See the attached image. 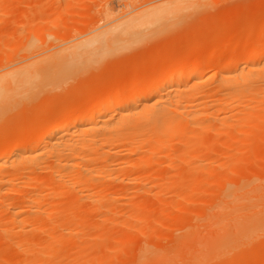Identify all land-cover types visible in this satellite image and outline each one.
<instances>
[{
    "label": "bare ground",
    "instance_id": "bare-ground-1",
    "mask_svg": "<svg viewBox=\"0 0 264 264\" xmlns=\"http://www.w3.org/2000/svg\"><path fill=\"white\" fill-rule=\"evenodd\" d=\"M120 2L122 1L120 0ZM152 2L154 3V1ZM203 3V0H163L160 3L156 1L154 4H146L145 7L142 5L143 9L137 8L124 16L123 12H120L122 13L120 15L119 13L115 14L116 11L100 9L102 12L99 21L103 22L99 23L100 26L97 24L95 30L93 27L89 29L90 31L93 29L90 33L74 36V41H65L61 45H56L53 51L50 49L52 52L43 50L33 54L36 46L31 45L30 40L21 44L22 38L18 36L16 42L20 40V51L23 52V55L20 56L21 52L19 53L20 60L19 56L15 55L19 61L14 62L12 66H9V63L8 66L0 67V117L6 108L24 101L34 91L55 85L63 74L79 71L85 62L100 59L120 49H126L136 41L146 38L153 31L174 26L181 16L196 10ZM119 5V9L122 11L121 3ZM128 6H131L128 7L130 10L134 7L133 4ZM65 7L67 8V6ZM114 7L113 9H115ZM4 9L6 10V7ZM65 9L63 11H67ZM247 46H249L248 49L246 46L243 47V51L247 52L239 63L238 59L236 61L238 55L236 58L233 57L235 63L229 62L230 58L223 62L219 60L222 69L211 73L210 76L208 75L209 71L217 58L214 54L209 56L207 65L206 63L205 65L194 64L190 58L185 56L176 60L171 58L173 63L177 62L176 68H169V65L173 63H168L169 65L166 63L168 67L165 68L164 62L162 67L165 69L160 66L159 69L163 70H159L161 72L159 76L133 80L129 84L130 87L128 86L123 92L120 90L121 88H117L119 85L110 87L103 99L91 98L83 109L67 113L64 118L55 120L49 127L43 126L40 130L32 132L30 137H24V140L18 139L9 150L1 148L0 240L1 238L6 239L9 249L3 252V256L0 255V263L3 261L5 264H47V260L49 261L56 251L64 249V239L82 231L81 225L71 227L69 224L75 219L73 217H77L78 220H80L79 218H89L87 213L91 212L88 211L87 204L94 205L93 211L108 208L105 206L106 197L100 191H93L98 187L93 186L96 185V180H107L110 187L120 185L116 187L118 191L115 190L113 201L114 203L121 201L126 203L131 190L144 191L146 183L151 182L148 174H146L147 176L143 175L145 172L142 171V167L148 163H156V154L160 155L158 153H161L166 156L163 162L166 167H171L176 160L186 165L192 159L195 151L204 147L203 145L198 146L202 144V141H199L202 131L214 130L216 132L215 126L219 125L220 128H225L231 125L232 120L238 126H247L252 120L256 122L254 114L258 111L254 109L239 116L225 114L220 116L217 113L220 109L248 105V108H251L250 104H254V102L255 106L264 104V42L262 44L252 43L251 46L249 44ZM9 48L11 49V47ZM10 49L7 47L6 51L4 50L1 56L2 60L5 59L3 54L7 55L8 53L5 52ZM11 51L9 52L10 56ZM235 52L234 49L229 51L231 55L233 53V56L238 54H234ZM212 72L214 71L212 70ZM212 74L217 75L218 85L216 86L225 93L220 90L224 94L221 99L202 101L201 97L204 92L200 88V83L205 80L202 78L206 75H208L207 79L212 78ZM248 95L251 96L245 99L244 97ZM259 98L263 99V102L258 100ZM255 117H257L258 123L264 122V115L259 117L257 113ZM205 118H209L208 123L204 122ZM252 128L253 126L247 127L243 131L244 139L251 137L253 133L255 135L259 130L256 126L255 132H252ZM217 132L222 131L217 130ZM207 140L209 141L208 137ZM176 141L184 147V151L174 156L172 144ZM206 145L208 142L205 147H207ZM182 150L183 148L180 149V151ZM121 151L126 152L125 155L130 154V156L124 155L126 158H121ZM192 161L194 159L190 162L193 163ZM192 167L196 169L195 166ZM192 167L191 169H193ZM208 168L204 169L208 171ZM34 170L40 174L44 173L47 178L45 180L41 178L38 183L33 182L35 179L30 182L27 178H31L29 172ZM127 170L128 175L125 174L124 179H119V181L117 176L114 177L116 171L127 172ZM137 170L141 171L142 176H139L140 173L134 174V171L138 172ZM198 171L196 172L199 175L200 171ZM196 172L194 173L193 170L192 174H196ZM198 175L196 176L198 177ZM195 179L191 178V182L189 181L187 184L188 193L184 199H188L191 192L198 188H195L199 185ZM204 181L199 182L203 183ZM253 181L251 178H246L242 182L232 184L233 186L229 185L228 189L219 193L217 203L209 214V222L203 224L205 228L203 233L201 232L203 225L200 232L195 231L197 227L188 229L179 238L177 245H173L176 247H172L174 249L171 248L168 252L161 251V249L156 252H148L142 249L135 259V264H180V249L185 251L188 257L186 258L191 264H207L206 262L211 258L223 255L238 244L250 243L249 241L260 233H264V185L260 186ZM160 182L159 180L155 183L156 188L162 187ZM177 182L180 184V181L177 180L175 183ZM70 190L75 192L74 195L77 194L78 202L74 197L76 203L81 201L87 204H84L81 210L78 209L80 211L78 213L77 208L70 204L74 201H70L69 205L75 209L77 214L70 213L68 217L66 215V225L65 223L62 225L57 220L61 213L60 203L57 204V201L54 203V199H50L52 196L53 198L63 197L65 192L68 194L67 192ZM185 201L187 200L185 199ZM66 204L69 207L68 202ZM109 208L107 210L112 212V216L115 212L117 213V210H120L118 207ZM134 210L136 209L134 208ZM119 214H116L118 220ZM143 215L141 218L144 217ZM133 216L141 219L140 213L135 212ZM60 217L59 220H62V215ZM106 219L110 218L106 217ZM103 221L102 223L106 220ZM91 222L93 223V221ZM94 223L97 224V222ZM102 223L98 224L97 228L102 226ZM83 225L85 227V224ZM63 226L60 233L57 228ZM129 232L126 233L129 234ZM16 236L17 240H15ZM126 237L127 235L124 234L123 240ZM83 243L78 248L83 247ZM84 246L81 251L87 248L86 245ZM14 251L17 252V255Z\"/></svg>",
    "mask_w": 264,
    "mask_h": 264
},
{
    "label": "rangeland",
    "instance_id": "rangeland-1",
    "mask_svg": "<svg viewBox=\"0 0 264 264\" xmlns=\"http://www.w3.org/2000/svg\"><path fill=\"white\" fill-rule=\"evenodd\" d=\"M63 1L66 0L0 1L2 3H0V67L8 66L9 63V66H12L23 55V52L20 51V40L16 42L18 36L22 38L21 44L30 40V44L36 46L33 54L43 50L49 51L51 49L53 51L56 45H61L65 41H74V36L90 33L93 31V29L90 31V28L93 27L95 30L97 24L100 26L103 23L99 21L101 10L116 11L115 14L119 13L120 15H122L120 12H123L124 16L137 8L143 9L142 5L145 7L148 3L154 4L156 1L157 3H160V1L163 2V0H121L122 2L120 0H67L65 3ZM203 1L204 3L197 7L196 10L181 16L174 26L153 31L146 38L136 41L126 49H120L100 59L85 62L81 70L63 74L58 78L55 85H49L46 88L36 90L29 94L24 101L6 108L0 117V149L4 147L5 150H9L18 139L21 138L24 140L26 137H30L29 135L32 132L40 130L43 126L49 127L55 120L64 118L67 113L83 109L91 98L103 99L110 87L119 85L117 88H121L120 90L123 92L128 86L130 87L129 84L133 80L159 76L161 73L159 70H163L159 68L164 65V62L165 68L168 67L166 63H173L171 58L176 60L185 56L190 58L194 64L202 63L205 65L206 63L207 65L209 56L214 54L217 58L213 67L210 69L211 71H209L208 75L210 76L211 73L218 72L222 69V64L219 60L223 62L224 60L228 61L227 59L230 58L229 62L235 63V58L238 55L236 61L238 59L237 62L239 63L247 52L243 51L244 46L248 49V44L251 46L252 43L262 44L264 42V0ZM126 2L133 4L134 7L132 6V10L128 8L131 6H128L129 4ZM120 3L121 7H123V9L121 8L122 11L119 9ZM123 3L125 4L122 6ZM5 7L6 10L4 9ZM63 8H66L65 10L67 11H63ZM125 9L129 10L126 11ZM16 43L18 44L16 45ZM7 47L8 49L11 47V49L5 52L8 53L7 55L3 54V56L5 55V59L3 58L4 60H2V53H4V50L6 51ZM233 49L234 52L237 50L234 54H238L233 56L232 53L231 55L229 51ZM10 51L11 56L9 55ZM15 55L17 57L19 56V60ZM7 56L9 57L7 58ZM15 59L17 60L15 61ZM176 63L168 64L169 68H176ZM208 75L206 76L208 77ZM206 76L202 78L203 80L205 78V80L200 83V88L204 92L201 100L211 101L212 99H221L225 92L216 86L218 85L217 75L212 74V78L215 79H207ZM250 96L248 95L244 98L246 99ZM262 100L260 101L263 102L264 100ZM252 104H250L251 108H248V105L246 107L220 109L217 113L220 116H223V114L239 116L244 112L246 113L254 109L258 111L259 117L264 115L263 103H261V106L258 104V106H255V102ZM256 114H254L256 122L252 120L247 126H238L232 120L231 125L225 128H220L219 125L215 126L216 129H214L216 132L214 130H211L212 132L208 130L205 132L202 131L203 133H201V139L199 140L200 142L202 141V144L198 146L203 145L205 147L207 142L210 146L206 145L207 147H200V150L195 151L192 156V159H194L192 162L194 164L190 162L192 159L186 165L176 160L173 164L174 166H171V169V167H166L163 163L166 156L164 154L161 155V153H158L160 155L156 154V158L154 157L157 160V162L155 161L156 163H148L146 166L142 164L144 168L140 165L142 171L145 172L142 174H148L151 182L148 181L146 183L143 188L144 191L141 190L143 193L140 190H131V193L129 192V200L127 199L126 203H124L125 201H121L120 203H114L113 201V194L116 189L118 191L116 187L120 185L110 187L107 180H96V185L93 186L98 187L93 189V191H100L106 197L105 206L108 208L118 207L120 209L113 216L112 212L107 210L108 208L106 209L107 211L103 210V208L98 211H93V204H87L81 201L76 203L74 197L77 200V194L74 195L75 192L71 190L67 192L68 194L65 192L63 197H57L58 199L52 196L50 200L54 199V203L56 201L57 204L60 203L61 213L57 220L62 225L65 223L66 215L67 217L70 213H75L73 215H76L77 212H80L78 209L81 210L84 204L88 205V211L91 213H87V217L89 218H79L80 220L77 217H73L75 218L74 220L72 218L73 225L72 223L69 225L73 227L79 224L83 228L82 231L74 236L67 237L69 239H64V249L62 248L56 251L54 256L49 261L47 260V264H66V261L68 264L69 260H71L70 264H135V259L142 249L148 252H156L160 249L161 251L168 252L172 247H176L173 245H177L179 238L188 229L190 230L192 227L195 229L197 227L195 231L200 232L202 225L209 222V214L217 203V197L222 190H226L230 187L229 185L233 186L232 184L242 182L246 178L253 179V182L258 185L260 184V186L264 185V122L262 124L258 123L256 119L258 116L255 117ZM204 122L208 123L209 118H205ZM251 126H253L252 132H255L256 126L259 130H257L255 135L253 133L251 137H247L246 140L244 139L243 131ZM217 130H221L222 132H217ZM177 143L176 141L172 144V153L174 156L184 151V147ZM179 147L180 149L183 148V150L180 151ZM206 148L208 149L206 150ZM198 152L199 154H197ZM124 153L126 152H120L121 158L124 157ZM128 155L130 156V154L125 156ZM187 164L189 165L187 166ZM200 165L202 167H199ZM203 165L204 168L209 167L207 169L208 171L203 168ZM140 166L139 168L141 170ZM192 166H195L196 169ZM140 170H137L138 172L136 173L134 171V174L138 175L140 173V176ZM193 170L194 173L199 170L201 172L198 171L200 176L197 172L196 174H192ZM127 173L128 170L127 172L116 171L114 177L117 176V179L121 180L122 178L124 179ZM43 174L35 170L30 171L29 176L31 178L27 179L30 182L35 179L33 182L38 183L41 178H44L43 180L47 178ZM182 174L183 176H181ZM191 178H196L195 180H197L199 185L195 187H198L196 190L191 192L188 199L185 198L187 200L185 201L184 197L188 193L187 184H189V181L191 182ZM159 180L162 183V187L156 188L155 183L159 182ZM177 180L180 181V184H178L179 182L175 183ZM199 181L204 182L200 183ZM167 183H171L172 185ZM154 192L158 194L156 195ZM122 199L124 200L125 198ZM70 201H74L70 204L74 208H77V212L69 205ZM67 202L69 207L66 206ZM94 210L96 209L94 208ZM135 212L140 213V218L143 214L144 217L141 219L134 218L133 215ZM118 213H120L118 215L119 220L116 215ZM61 215L63 218L59 220V218L61 219ZM106 217L110 219L107 220ZM112 217L116 218H113V220ZM111 219L112 221H110ZM122 219L123 221H121ZM99 221L100 223L102 221L104 223H102V226H98V228L100 227L98 229L97 225H101ZM94 222H97V224ZM111 222L117 223L112 224ZM125 222L127 223L124 225ZM83 224H85V227ZM63 228L64 226L61 228L58 227L57 230L61 233ZM204 229L203 225L202 233ZM129 231L133 232L130 233ZM126 232H129L131 235L128 236L129 234ZM124 234L127 237L123 240ZM95 235L99 237L96 236V238ZM17 239L16 236L15 240ZM1 240L0 255L9 249L8 241L4 238H1ZM90 242H93L92 245H90ZM249 242L246 244H238L235 248H230L223 255L211 258L206 263L264 264V233H260ZM82 243L83 247L78 248ZM87 244L89 245L87 246ZM84 245L87 248L81 251L82 248L84 249ZM244 245L250 246L247 247ZM181 251L182 253H180ZM14 253L16 254L17 252L14 251ZM183 253L185 251L180 249V264H191L187 260V254ZM0 264L5 263L2 261Z\"/></svg>",
    "mask_w": 264,
    "mask_h": 264
}]
</instances>
